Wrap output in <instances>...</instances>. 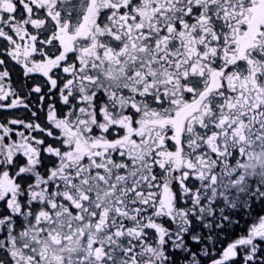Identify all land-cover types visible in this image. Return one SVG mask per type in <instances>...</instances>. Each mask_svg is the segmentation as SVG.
<instances>
[{
	"label": "snow or ice",
	"instance_id": "obj_1",
	"mask_svg": "<svg viewBox=\"0 0 264 264\" xmlns=\"http://www.w3.org/2000/svg\"><path fill=\"white\" fill-rule=\"evenodd\" d=\"M0 264H264V0H0Z\"/></svg>",
	"mask_w": 264,
	"mask_h": 264
}]
</instances>
